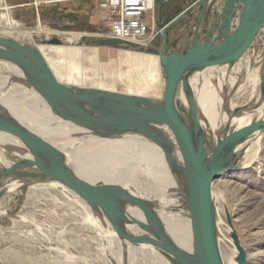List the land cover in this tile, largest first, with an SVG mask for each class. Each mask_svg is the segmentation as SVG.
Masks as SVG:
<instances>
[{"label": "bare ground", "instance_id": "6f19581e", "mask_svg": "<svg viewBox=\"0 0 264 264\" xmlns=\"http://www.w3.org/2000/svg\"><path fill=\"white\" fill-rule=\"evenodd\" d=\"M213 1L210 3L211 7L215 4ZM227 1H223L220 12L211 8L215 29L210 39L206 33L213 27L204 33L203 36L206 39L202 37L193 42L206 44L214 40L218 45L235 31L237 27L233 28L232 25L240 3L235 7L228 30L220 20L217 22ZM10 11L7 9L0 16V37L11 39L20 46L35 48L43 56L57 81L64 86L72 89H95L119 93L145 98L155 103L163 100L164 92L161 91L160 86L165 79L161 77L162 67L159 63V55L163 53L156 50H152L156 54L150 53L149 45L153 40L151 34L149 40L144 43L116 40V43L108 45L109 40L115 39L106 36L105 40L86 46L81 42V34H59L47 30L41 24H38L36 30H21L20 24L14 20ZM238 22L239 16L235 25L238 26ZM33 36H42L46 39L42 44H36ZM54 39L59 40L60 43H48ZM257 40L258 35L247 51L236 61L189 69L183 72L178 79L174 95V109L193 135L195 147L203 148L207 152L208 165L212 163L215 148L220 141L235 132L264 122V57L260 61L256 55H251ZM189 42L191 43L192 40ZM232 45L238 46L237 44ZM186 46L189 45L183 44V48ZM100 48L106 51L104 56L108 60L101 59ZM111 51L118 53L117 59L111 58ZM202 57L212 58L207 52H204ZM3 81H13L23 86L20 93L32 106V113L24 114L21 111L22 107L7 101L3 92V83L0 84V113L59 151L63 156L65 167L76 178L92 185L115 184L121 186L131 196L147 201L159 218L163 232L170 242L185 253L194 252L191 214L183 191V163L167 125L148 123L145 128L138 130L95 133L60 118L49 107L38 90L25 79L19 66L0 60V82ZM263 148L264 128L248 135L224 157L220 164V176L228 174L233 169L239 172L261 170L263 159L260 157V152ZM25 159H32L26 146L14 136L0 131V170ZM20 172L23 173L22 177L1 179L0 208L3 204L1 195H7L22 187L29 188L28 197L33 199L39 198L40 192L48 194L53 191L57 200V202L54 200L53 206H68L71 208L69 210H75L77 215L80 213L78 209H81L86 215L85 220L89 223H85L83 218L80 222L77 221L79 222L77 226L82 234L94 241V244L96 242L100 245L101 242L111 241L116 243L120 249L123 248V254L112 255L116 259H113L116 264L128 263L124 257L126 256L127 260L130 258L129 244H132L137 252H141L143 259L146 258L149 264H179L165 256L153 244L118 237L101 210L91 208L62 183L41 177L36 167H28ZM142 175L152 177L151 179L161 189L162 194L156 205L151 202L149 196L151 193H142L138 190L141 189L139 178ZM211 197L220 264H235L237 250L232 238L234 230L227 220L224 200L214 189L213 184ZM167 210L170 218L165 216ZM120 212L122 219L119 228L123 233L130 236L154 237L137 226L136 222L145 224L137 206L120 201ZM4 215V212H0V218ZM221 216L223 221L218 220ZM27 222V217L25 218L22 213L12 219L11 230L15 233L12 236L14 241L27 245L28 241L39 240L35 233H31L29 240L26 241L25 237L20 235L23 231H16ZM97 224L99 227L95 233L86 231L90 226ZM1 231L6 232V230ZM61 241L59 242L62 247L69 248L67 242ZM237 242L244 250L243 239L237 237ZM61 252L69 261L74 260L67 251Z\"/></svg>", "mask_w": 264, "mask_h": 264}, {"label": "water", "instance_id": "95a60500", "mask_svg": "<svg viewBox=\"0 0 264 264\" xmlns=\"http://www.w3.org/2000/svg\"><path fill=\"white\" fill-rule=\"evenodd\" d=\"M170 0H158L154 6V20L159 23L161 7ZM212 0H198L196 5L202 9L199 23ZM243 3L238 26L229 38L216 45L214 40L206 44H197L192 39L184 55L170 52L164 44L159 63L165 71L163 104L145 98L95 90L72 89L59 83L43 56L33 47L20 46L15 41L0 37V60L19 66L25 79L31 83L56 114L71 123L95 133L132 131L145 128L148 123L167 125L176 142L183 163V191L191 214L194 252L191 254L179 250L163 232L159 218L143 199L127 193L121 186L110 183L88 184L76 178L64 165L63 156L53 146L16 124L11 118L0 113V131L20 140L32 155V159L20 160L6 169L0 170V181L5 177H22L20 171L36 167L41 177L58 181L81 197L91 208L101 210L107 217L115 234L129 241H139L157 246L169 259L179 264H220L217 252L214 206L211 197L213 182L220 176V164L224 157L248 135L263 129L264 122L249 126L224 138L216 146L214 159L207 163V152L196 148L193 135L181 121L174 109V95L179 77L189 69L210 67L230 63L239 59L249 48L258 32L264 26V0H228L217 18L229 29V21L234 16L235 7ZM185 11L168 20L159 34L179 23ZM215 23V25L217 24ZM226 23V24H225ZM211 28L206 36L210 39ZM58 44L59 40L48 41ZM116 43L109 40L108 45ZM232 44H237L234 47ZM207 52L212 58L205 59ZM120 201L137 206L145 224L137 226L154 237L130 236L121 231L122 219ZM236 244L235 264H246L244 250L232 234Z\"/></svg>", "mask_w": 264, "mask_h": 264}, {"label": "rangeland", "instance_id": "374dc122", "mask_svg": "<svg viewBox=\"0 0 264 264\" xmlns=\"http://www.w3.org/2000/svg\"><path fill=\"white\" fill-rule=\"evenodd\" d=\"M194 1L197 0H170L165 4L161 12V21H168L174 18ZM96 4L98 7L96 12L97 24L93 27L81 30V33H77L82 35L81 42L86 46L95 45L94 43L105 40L109 31L107 25L109 17L107 16L106 10H104L99 3L96 2ZM242 6L243 3H240L238 6V16L240 15ZM200 14L201 12L199 10L192 14H185L184 17L179 20L178 24L171 26L165 31V36L160 35L158 32V34L153 37L151 45H149L151 48L150 53L156 54L152 50L163 53L165 44L170 49V52L173 51L178 55H184L189 46L183 48V44L186 43L189 45V40L193 38L200 39L204 37L202 39H206L203 35L213 25V15L206 14L201 21L202 24H200ZM37 20L38 18H35L30 24L26 25L18 23L20 24V29L25 31L36 30L38 24H41V26L47 30L59 34L73 33L70 32L71 30L68 28L51 26L43 21L42 18H39L40 22ZM159 24L160 22L156 24L157 27ZM217 27H219V25ZM234 27H237V25ZM257 35L258 40L251 51V55H256L258 60L261 61L264 57V27L261 28ZM33 39L36 44H42L46 38L42 36H33ZM46 49L49 50L50 48ZM99 51L102 54L101 59L108 60V58L104 56L106 51L102 48H100ZM117 57L118 53L116 51H111V58L117 59ZM161 77L165 79L163 67ZM2 83L4 87L3 92L7 101L10 104H16L22 107L21 111L24 114L32 113V106H30L27 99L20 93L23 90V86L13 81L0 82V84ZM164 88L165 81L160 86L162 92H164ZM157 103L163 104V100H158ZM260 157L263 159L261 170L239 172L233 169L228 174H222L213 182L214 189L224 200L226 208L225 214L229 221V225L233 228L236 236L243 239L246 264H264V148L262 152H260ZM151 178L152 177L146 175L140 176L139 181L141 183V189L138 190L142 193H151V195H149L151 197V202L156 205L162 193L158 184L154 183ZM29 194V188L22 187L7 195H1L3 204L0 208V212H4L5 215L0 218V231L6 230V232H0V264H116L114 261L116 259H114L112 255L117 256L119 254L121 255V253L123 254V248L120 249L116 243H112L111 241L107 243L101 242L100 245L95 242V245L90 237L88 238L82 234L77 224L83 218L85 223H89V221L85 220L86 215L82 213L81 209H78L80 213L77 215L76 211H70L69 209L71 208L68 206H53L55 202H57L53 191L48 194H42L40 192L38 195L41 196L37 199L28 197ZM52 211L53 213H50ZM20 213H22L25 218L27 217L28 222L22 225L21 229H17L16 231H23L20 235L24 236L26 241L29 240L28 238L31 233H35L39 240L28 241L27 245L26 243L13 240L12 236H14L15 233L11 230L12 219ZM165 216L166 218H170L168 210L165 211ZM218 220L223 221V217H219ZM77 221L79 222L77 223ZM98 227V224L92 225L86 231L95 233ZM74 232L76 235L73 234ZM61 240L67 242L69 248L62 247L60 243L62 242ZM20 244L23 245L21 246ZM128 246L130 248L129 260H127L126 256H123L126 262L128 261L126 264L147 263V259H143L141 252H137L132 244ZM61 251H67L74 260L69 261L62 255Z\"/></svg>", "mask_w": 264, "mask_h": 264}, {"label": "crops", "instance_id": "0c3cea01", "mask_svg": "<svg viewBox=\"0 0 264 264\" xmlns=\"http://www.w3.org/2000/svg\"><path fill=\"white\" fill-rule=\"evenodd\" d=\"M40 1L48 3H42L39 6H35L33 0H6V3L9 7H12L10 11L12 17L22 25L30 24L35 18H38L37 21H39V18H42L43 21L51 26L68 28L71 30L70 32L81 33V30L93 27L97 24L96 12L98 7L94 0H74L73 2L61 4L50 3L52 0ZM223 1L224 0H214L213 3L215 2V4L212 7L209 5L205 11L204 17L206 14L212 16V9L220 12ZM197 2L198 0L192 2L182 12L185 11V14H192L197 12V10L201 12L202 9L196 5ZM237 16L238 11H236L232 27L235 26Z\"/></svg>", "mask_w": 264, "mask_h": 264}, {"label": "built area", "instance_id": "2783aa9c", "mask_svg": "<svg viewBox=\"0 0 264 264\" xmlns=\"http://www.w3.org/2000/svg\"><path fill=\"white\" fill-rule=\"evenodd\" d=\"M74 0H52L50 3H69ZM106 10L109 31L107 36L121 42L144 43L150 34L154 37L158 32L153 20L156 0H94ZM48 3L33 0L35 6ZM12 10L7 7L6 0H0V16Z\"/></svg>", "mask_w": 264, "mask_h": 264}, {"label": "flooded vegetation", "instance_id": "af4514ba", "mask_svg": "<svg viewBox=\"0 0 264 264\" xmlns=\"http://www.w3.org/2000/svg\"><path fill=\"white\" fill-rule=\"evenodd\" d=\"M157 1L158 0L155 1V5H156ZM165 4H167V3H165ZM165 4L161 7L160 12H159L160 24L157 27V25H156L157 23H154L155 24V28L157 29L158 32L160 31L162 26L167 22V21H161V12H162L163 8L165 7ZM153 20H154V15H153ZM154 22H155V20H154ZM211 27H213V25Z\"/></svg>", "mask_w": 264, "mask_h": 264}]
</instances>
